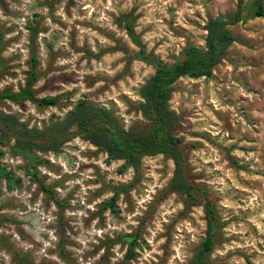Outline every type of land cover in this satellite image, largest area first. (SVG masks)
Returning <instances> with one entry per match:
<instances>
[{
    "label": "rangeland",
    "instance_id": "obj_1",
    "mask_svg": "<svg viewBox=\"0 0 264 264\" xmlns=\"http://www.w3.org/2000/svg\"><path fill=\"white\" fill-rule=\"evenodd\" d=\"M236 2L0 0V92H18L34 72L33 99H55L0 100L18 123H0V169L13 179L7 188L0 177V264H188L206 231L205 202L206 263L264 264V0L261 16L228 26L235 41L209 77L171 84L192 197L169 189L174 165L162 154L132 166L74 135L57 152L33 150L31 168L11 150L20 125L40 129L79 99L148 130L137 105L154 66L134 52L170 64L186 43L202 47L206 19Z\"/></svg>",
    "mask_w": 264,
    "mask_h": 264
},
{
    "label": "trees",
    "instance_id": "obj_2",
    "mask_svg": "<svg viewBox=\"0 0 264 264\" xmlns=\"http://www.w3.org/2000/svg\"><path fill=\"white\" fill-rule=\"evenodd\" d=\"M262 13L261 0H237L233 11L206 19L203 25L205 35L202 47L186 43L180 49V56L170 64L162 62L154 66L153 73L140 89L141 101L137 105L141 115L149 122L148 130L124 128L108 108L79 99L63 118L51 121L40 129L20 125L18 131L20 137L15 139L11 150L25 158L31 168L36 161L33 150L57 152L59 147L74 135L103 150L107 160H123L125 164L132 166H135L143 155L162 154L169 157L174 165L169 189L192 197V185L185 179L180 138L174 132L177 115L167 106L172 90L171 84L181 76L209 77L227 47L235 41L228 26L243 18L261 16ZM129 34L131 35V32ZM34 77L35 73L30 72L25 85L18 92H0V100L33 99L31 81ZM33 100L39 104L55 103L52 97ZM0 123L8 126L18 124L13 116L1 112ZM0 177L6 181L7 188L13 187V179L9 172L0 169ZM204 210L208 216L206 231L188 264H207L204 256L213 244L214 232L211 224L213 208L205 202ZM124 240L130 243L131 237H124ZM128 253L130 254V249Z\"/></svg>",
    "mask_w": 264,
    "mask_h": 264
},
{
    "label": "water",
    "instance_id": "obj_3",
    "mask_svg": "<svg viewBox=\"0 0 264 264\" xmlns=\"http://www.w3.org/2000/svg\"><path fill=\"white\" fill-rule=\"evenodd\" d=\"M134 56L136 58H138L139 60L147 62L153 66H156V65L162 63L161 60L159 58H157L156 56L148 55L147 53H144L141 51L134 52Z\"/></svg>",
    "mask_w": 264,
    "mask_h": 264
}]
</instances>
